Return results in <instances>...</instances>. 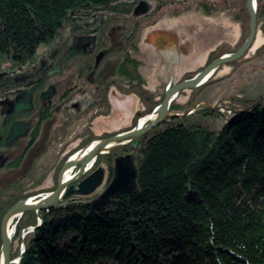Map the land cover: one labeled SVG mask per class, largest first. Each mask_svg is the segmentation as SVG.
<instances>
[{
	"label": "trees",
	"instance_id": "1",
	"mask_svg": "<svg viewBox=\"0 0 264 264\" xmlns=\"http://www.w3.org/2000/svg\"><path fill=\"white\" fill-rule=\"evenodd\" d=\"M113 1L0 0V62H8L11 70L24 65L54 39L71 13ZM198 9L216 11L205 2ZM232 17L241 21L237 11ZM256 19L264 22L260 0ZM225 52L218 48L206 65ZM132 87L118 91L138 99L136 120L161 103L164 91L150 92L137 72ZM103 101L96 116L110 112L109 99ZM237 103L230 109L246 111L232 115L218 130L198 120L174 119L129 145L126 151L133 153L136 167L132 190L94 209H51L53 218L44 215L42 224L24 236L18 264H264V93ZM192 105V99L172 102L170 110L185 111ZM211 114L202 109V116ZM113 134L97 137L87 129L71 153ZM120 151L102 156L107 164L104 186L113 177L114 157ZM26 197L15 195L0 218ZM36 218L25 212L16 219L13 238L34 227ZM19 255L20 248H12L10 258Z\"/></svg>",
	"mask_w": 264,
	"mask_h": 264
},
{
	"label": "rangeland",
	"instance_id": "2",
	"mask_svg": "<svg viewBox=\"0 0 264 264\" xmlns=\"http://www.w3.org/2000/svg\"><path fill=\"white\" fill-rule=\"evenodd\" d=\"M143 2L149 9H152L153 19L151 21L142 19L140 50L144 55L141 57L143 67L139 71L141 77L147 82L146 87L154 91L155 95L161 94L169 83L176 84L192 78L208 65H206L207 61L214 56L218 48L227 50L228 53L236 52L245 41L244 38L248 36L249 17L246 20L244 11L246 10V0H144ZM202 2L213 4L216 11L211 14L202 12L198 9V4ZM263 2L264 0H260V4ZM135 4L133 7H137ZM236 11L241 21L233 19L232 16ZM255 25V37L243 57L219 66L207 82L197 88L181 91L173 101L176 104H183L188 99H192L193 105L196 102H206L210 106L207 109L213 112V115L202 116V109L205 107L200 105L191 114L197 113L198 115L180 117L177 119L178 121L198 120L218 130L232 115H235L234 111H238L230 109V106H239L237 100L243 99L251 102L264 93V22L257 21L256 15ZM158 32L174 39L175 51L179 55L177 58L174 57L168 62L166 56L162 57L154 53L148 39ZM40 50L38 49L37 52L39 53ZM227 52L225 54H228ZM152 55H155L156 59L151 58ZM144 56L154 63L148 64ZM160 66L162 70L159 71ZM1 73L3 75H0V80L3 77H13L16 74L11 71L9 63L5 61L0 62ZM185 77L190 78L184 79ZM151 80L153 81L151 82ZM59 90L51 99L53 106L57 105ZM154 99L157 101L159 97ZM109 101L110 112L107 116H96L99 115L98 112L103 108V105L99 107V110L92 108L82 111L78 115L74 110L69 112L71 114L68 116L63 115L64 112H57L55 120L50 119L44 141L35 149L36 156L28 158L24 169L20 172V174L28 173V175L23 176L19 188L14 192L27 197H38L53 191L56 188L55 178L59 167L73 154L71 152L79 147L87 129H90L95 135L117 134L129 130L127 128L131 125H133L130 128L132 129L136 123L139 124L138 120L144 116L134 120V113L141 107L138 99L132 94L121 93L117 95V99L115 95H111ZM145 123L146 121L142 126ZM57 126L59 129L56 131ZM128 146L116 150L123 151ZM121 151L120 153H122ZM102 156L105 155L98 156V158L104 169L105 180L107 166L103 163ZM34 157L32 168L27 169L28 163ZM14 176L13 173L11 176H3L0 186ZM17 176L19 175L17 174ZM27 234L28 237L32 234L29 227L21 231L20 238H13L11 249L19 247L22 251L24 236Z\"/></svg>",
	"mask_w": 264,
	"mask_h": 264
},
{
	"label": "flooded vegetation",
	"instance_id": "3",
	"mask_svg": "<svg viewBox=\"0 0 264 264\" xmlns=\"http://www.w3.org/2000/svg\"><path fill=\"white\" fill-rule=\"evenodd\" d=\"M143 1L114 0L105 7L85 6L76 10L58 29L50 43L41 46L39 53L36 52L30 61L11 70L16 73L13 77L0 80V184L3 176L15 174L14 178L0 186V213L17 195L15 188H19L23 176L28 175L20 172L27 159L36 156L35 149L44 141L50 119L55 120L57 112H64L63 115L68 116L73 110L76 115L92 108L99 110L104 98L110 99L111 95H115L117 99V95L121 94L118 88H133L134 72L141 76L139 69L143 67L141 57L144 54L140 50L142 19H153L152 9ZM133 4L137 7H133ZM150 57L156 59L155 55ZM145 59L148 64L154 63ZM57 90V105L53 106L51 99ZM17 98L20 101L15 105ZM15 108L18 112L13 115ZM58 129L59 126L55 130ZM95 136L100 137L101 134ZM127 154L133 159V153L126 150L116 157ZM97 158L89 167L86 165L81 179L71 184L73 187L96 170H103L104 175L101 160ZM34 159L28 163L27 169L32 168ZM132 166L136 169L133 163ZM61 167L56 174V187ZM76 170L77 167L73 172ZM17 174L19 176L16 177ZM105 181L103 177L102 184L89 195L60 200L58 207L66 200V203L73 202L74 208L80 205L93 206L92 203L98 200L107 187L104 186ZM33 213L37 218L31 233L39 226L38 219L42 224L43 216L52 219L55 211L44 209Z\"/></svg>",
	"mask_w": 264,
	"mask_h": 264
},
{
	"label": "water",
	"instance_id": "4",
	"mask_svg": "<svg viewBox=\"0 0 264 264\" xmlns=\"http://www.w3.org/2000/svg\"><path fill=\"white\" fill-rule=\"evenodd\" d=\"M246 11L249 17L248 36L236 52L219 56L190 79L183 80L173 85L169 83L164 90V97L161 103L149 114L144 115L148 118L145 120L146 123L143 126H139V124L136 123L132 129L127 131L117 133L107 138L91 140L85 146L71 154L63 163L59 172L57 187L53 191L46 193L34 205L29 204L26 200H19L5 212L0 225V264H18L20 257L24 252V248H22L20 255L16 259L10 258L11 242L10 238L7 236L6 227L13 218L16 220L25 212H37L44 209L57 208L58 202L60 200H64L66 197H80L90 194L102 184L104 177L103 170H96L92 172L79 181L75 187L71 184L80 180L85 173L86 165L94 163L98 156L106 155L118 148L132 145L155 127L163 125L174 119L191 115L200 105L205 108H210L206 102H196L186 111L179 112L170 110V105L181 91L197 88L207 82L219 66L234 62L243 57L255 37L256 0H246ZM157 37L160 38L155 41ZM148 43L158 54H161L162 57L170 55L172 57H176L175 42L171 36L158 32L149 37ZM19 101L20 99L17 98L14 104L16 105ZM244 111L246 110L234 111V113L237 114ZM17 112L18 110L15 108L13 115ZM91 147L93 148L89 150V152H84L86 149H90ZM76 167L77 170L73 172ZM68 170H70L71 173L73 172V174L70 173L71 177L67 181L69 184L66 186L61 184L60 178L61 175ZM135 177L136 169L132 166L131 156L127 154L125 156L116 157L113 163V177L101 193L98 200L92 203L93 209L96 208L99 203L105 202L119 193L130 192L133 188ZM62 208L66 210L73 209L74 203H66L62 206ZM40 222L41 220L38 219V225ZM30 229L32 230L33 228Z\"/></svg>",
	"mask_w": 264,
	"mask_h": 264
},
{
	"label": "bare ground",
	"instance_id": "5",
	"mask_svg": "<svg viewBox=\"0 0 264 264\" xmlns=\"http://www.w3.org/2000/svg\"><path fill=\"white\" fill-rule=\"evenodd\" d=\"M160 37H157L156 38V40L155 41H157L158 39H159ZM174 57H172L171 55L170 56H166V59L167 60H171V59H173ZM163 97H164V93H163ZM147 116H144V117H142V118H140L139 119V126H142V124L144 123V121L145 120H147ZM159 126H161V125H159ZM158 127V126H157ZM93 147H91L90 149L88 148V149H86L84 152H89V150H91ZM90 166V164H88L87 165V167H89ZM71 171L70 170H68V171H66L65 173H63L62 175H61V178H60V180H61V184H63V185H68L69 184V182H67L69 179H70V177H71ZM42 196H38V197H29V198H27L26 199V201H28V203L29 204H32V205H34V204H36L38 201H39V199L41 198ZM14 224H15V219L13 218L8 224H7V227H6V232H7V236L10 238V242L12 241V238H13V233H14V228H15V226H14Z\"/></svg>",
	"mask_w": 264,
	"mask_h": 264
}]
</instances>
